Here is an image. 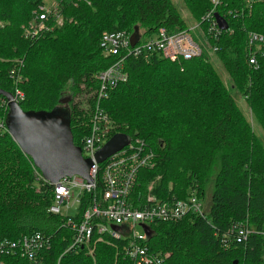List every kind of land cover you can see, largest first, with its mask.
Wrapping results in <instances>:
<instances>
[{"label":"trees","instance_id":"obj_1","mask_svg":"<svg viewBox=\"0 0 264 264\" xmlns=\"http://www.w3.org/2000/svg\"><path fill=\"white\" fill-rule=\"evenodd\" d=\"M44 1L0 0V88L22 92L23 111H50L67 99L73 142L82 147L99 85L95 75L116 60L102 53V33L132 34L137 26L153 35L159 27L175 31L189 24L172 0H61L63 24L24 38L21 26ZM182 2L197 23L212 7L211 0ZM244 2L220 0L215 10L222 16ZM243 14L225 15L228 29L209 39L218 47L214 57L228 85L206 51L179 62L153 53L127 57V81L100 102L120 132L142 139L155 154L154 167L139 170L136 191L153 183L158 197L184 198L191 188L203 203L209 181L203 174L216 169L203 215L150 225L144 244L151 254L169 253L162 264H264V57L257 68L247 57V33L264 35V3L256 1ZM235 93L255 123L244 116ZM5 101L0 96V121ZM32 164L8 132L0 133V241L36 231L50 236L36 262L5 255L0 264H133L123 251L126 239L97 242L92 254L86 246L68 249L72 231L48 211L52 187L36 181ZM239 224L250 230L246 239H237Z\"/></svg>","mask_w":264,"mask_h":264},{"label":"built area","instance_id":"obj_2","mask_svg":"<svg viewBox=\"0 0 264 264\" xmlns=\"http://www.w3.org/2000/svg\"><path fill=\"white\" fill-rule=\"evenodd\" d=\"M264 0H246V12L250 14L253 3ZM61 0H46L34 12V17L23 28V37L29 40L38 38L43 32L63 24ZM89 0H74V5ZM212 7L202 16L200 23L189 24L187 28L169 31L159 27L152 37L139 38L131 44V33L127 31H104L100 48L104 56L116 60L95 75L99 82L95 102L89 120V133L82 140V155L91 160L88 175L90 181L80 175L61 178L54 184L46 181L32 164L37 182L52 187V202L48 211L63 218V227L72 231L68 249L86 246L92 254L97 242L113 239H126L123 251L133 264H162L169 253L151 254L144 244L149 238L142 225L154 222H176L188 213L203 215V203L195 189H189L184 198H161L152 193L153 183L144 193L136 191L137 177L142 168L151 169L155 164V154L146 143L130 135L129 143L97 162L95 153L104 143L119 131V125L110 119L101 107V101L108 92L120 83L127 81L125 60L127 57L147 58L153 53L172 62L187 61L200 56L204 51L213 53L216 46L209 45V39L217 40L222 33L214 16L220 0H211ZM235 13V14H234ZM238 11L225 10V15H236ZM203 22V25L201 24ZM228 29V28H227ZM226 29V30H227ZM247 55L249 63L257 67L258 57H264V35L249 33ZM16 102L23 99L22 92L16 90ZM6 102V101H5ZM7 132L4 119L0 121V133ZM115 226V228H113ZM237 239H246L250 230L242 224L234 226ZM50 247V236L33 232L16 240L0 241V262L5 255L24 257L36 262L39 253Z\"/></svg>","mask_w":264,"mask_h":264},{"label":"water","instance_id":"obj_3","mask_svg":"<svg viewBox=\"0 0 264 264\" xmlns=\"http://www.w3.org/2000/svg\"><path fill=\"white\" fill-rule=\"evenodd\" d=\"M214 16L219 27L222 30L227 29L226 20L217 12ZM138 38L139 28L135 26L130 36L131 44ZM0 96L6 100L4 123L7 132L20 150L31 158L33 165L46 181L54 184L61 178L72 175H80L91 180L88 175L91 160L83 157L81 147L73 142L67 99L60 100V106L50 111H23L10 92L0 88ZM129 141L130 136L126 133L113 134L96 151V161L102 162L126 146ZM142 227L150 235L151 230L148 226L143 224Z\"/></svg>","mask_w":264,"mask_h":264},{"label":"rangeland","instance_id":"obj_4","mask_svg":"<svg viewBox=\"0 0 264 264\" xmlns=\"http://www.w3.org/2000/svg\"><path fill=\"white\" fill-rule=\"evenodd\" d=\"M51 0H46V3H49ZM172 2L176 5V7L178 8V10H179V12H180V14H181V16L185 19V21L187 22V24H192V25H194V23H197V22H193L194 21V18H193V16H192V14L187 10V8L185 7V5L183 4V2H182V0H172ZM262 3H264V1H262ZM245 7H246V0H245V2H244V6H243V8H241L239 11H238V13L236 14V15H244L243 13H246V14H248L244 9H245ZM36 9L37 8H35L33 11H32V17H31V19L25 24V25H22L21 26V28H22V35H23V28L30 22V21H32V19H33V17H34V12L36 11ZM234 11H236V10H234ZM235 14V13H234ZM201 19H202V17H201ZM223 31H226V29L225 30H223ZM222 31V32H223ZM232 31L230 30V33H231ZM250 32H253V31H249L248 33H247V51H248V44H249V33ZM140 33H143L144 34V37H146V38H148V37H152V35H148V34H146V33H144V31L142 30H140ZM154 35V34H153ZM210 42V41H209ZM209 45L211 46V47H213V46H216L217 47V45H211L210 43H209ZM218 48V47H217ZM217 51V50H216ZM215 51V52H216ZM215 52H213V53H209V51L207 52L209 55H210V60L212 61V63H213V67H214V69L217 71V73L220 75V77H221V79L223 80V82L226 84V85H228L229 84V79H228V76H227V74H226V72L224 71V69L222 68V66H221V64H220V62L219 61H217L216 60V58L214 57L215 55ZM247 57H248V55H247ZM248 61H249V57H248ZM19 62H21V61H19ZM249 65L251 66V67H253V68H257L258 67V64H257V67H254V66H252L250 63H249ZM13 72V70L10 72V73H12ZM66 95V97H69L68 96V94H65ZM234 96H235V100H236V102H237V104H238V106H239V108H240V110L242 111V113L244 114V116L250 121V122H253V123H255L254 122V119H253V116L251 115V111H250V109H249V107H248V104H247V102L245 101V99L243 98V97H240V95L239 94H237V93H235L234 94ZM75 101H79V98H75ZM84 107L85 108H87V107H90L89 105H86L85 103H84ZM6 109V108H5ZM91 112V111H90ZM254 128L256 129L255 131L259 134L260 133V130H259V128L256 126V125H254ZM124 133V132H123ZM127 134V133H126ZM129 135V134H128ZM130 136V135H129ZM214 173H216V169H213L211 172H207L205 175L203 174V178L205 179V178H208L209 179V181L207 182V184H206V186H205V198H204V200H203V205H204V202L206 203L207 202V200H208V197H209V193H210V191H211V188H212V178H213V174ZM159 178V177H158ZM38 191V190H37Z\"/></svg>","mask_w":264,"mask_h":264},{"label":"flooded vegetation","instance_id":"obj_5","mask_svg":"<svg viewBox=\"0 0 264 264\" xmlns=\"http://www.w3.org/2000/svg\"><path fill=\"white\" fill-rule=\"evenodd\" d=\"M66 104L68 105V104H69V102H67ZM66 104H62V106L66 105ZM59 106H60V104H59Z\"/></svg>","mask_w":264,"mask_h":264}]
</instances>
